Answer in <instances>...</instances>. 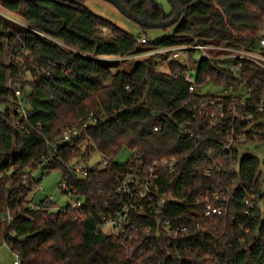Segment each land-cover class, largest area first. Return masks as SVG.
<instances>
[{
  "label": "trees",
  "instance_id": "trees-1",
  "mask_svg": "<svg viewBox=\"0 0 264 264\" xmlns=\"http://www.w3.org/2000/svg\"><path fill=\"white\" fill-rule=\"evenodd\" d=\"M85 1L0 0L4 11L23 21H9L0 12V104L5 105L0 109V212H9L13 218L10 223L5 220L2 242L20 254L22 264H264L260 207L264 192L258 159L244 153L240 158L235 151L236 169L206 176L204 169L221 154V148L210 132L197 142L176 125L175 120H185L184 106L207 99L191 95L184 78L174 76L184 66L171 60L168 69L162 70L155 56H146L123 68L117 59L105 58L139 55L193 43L196 38L258 49L264 0H178L183 9L180 22L162 28L165 36L148 37L152 42L145 44L138 42L142 36L94 15ZM120 1L154 22L173 17L172 8L166 12L157 0ZM102 29H108L109 35ZM24 50L29 56L19 67L16 59ZM198 70V82L206 86L240 83L259 89L264 84V74L249 65L238 74L202 60ZM28 72L33 80H21L20 74ZM10 80L20 81L23 89L29 87L28 117L21 124L16 122ZM89 113L101 118L98 125L72 146L59 144L53 152L49 142H57ZM153 113L166 118L163 121ZM157 124L160 129L155 131ZM254 130L257 141L264 142V125ZM123 149L131 151L130 160L115 162ZM95 154H100L101 161L91 165ZM50 155L54 158L49 166L39 167ZM173 155L178 167L164 171L159 183L161 192L176 200L167 201L155 215L138 218L132 240L105 233L100 217L117 203V176L132 160L147 166ZM73 159L84 161L88 176L81 178L68 169L67 162ZM229 162V158L223 161L226 167ZM37 168L44 170L43 176L61 170V182H67L76 197L87 203L82 219L74 218L76 210L70 203L49 212L46 199L36 204L28 199L40 182L34 178ZM206 197L221 207V215H203ZM167 220L187 230L175 239L167 237L163 230Z\"/></svg>",
  "mask_w": 264,
  "mask_h": 264
},
{
  "label": "built area",
  "instance_id": "built-area-1",
  "mask_svg": "<svg viewBox=\"0 0 264 264\" xmlns=\"http://www.w3.org/2000/svg\"><path fill=\"white\" fill-rule=\"evenodd\" d=\"M138 42L145 44L152 42L147 37L138 38ZM258 49L243 47L238 43L225 44L216 42H204L195 39L193 43L179 44L178 46L164 47L147 51L146 53L134 55L137 57L155 56L160 65L164 62L174 60L180 62L184 69L175 73L174 76H182L189 84V93L191 95H205L206 100L197 104L184 106L185 109L181 112V116L185 119L181 123L175 120L180 132L185 133L190 138L197 142H203L206 137V132H210L215 138L213 142L221 148V154L217 158L212 159L204 169V173L208 177L216 176L224 171H232L236 169L237 164L233 162L235 151H240L239 145L248 141H254L257 138V130L254 127L260 124L264 125V84L261 88L257 86H245L244 94L236 95L231 92L234 84L221 87L223 90L218 92H209L205 88V84L198 82V64L200 61H214L217 65L227 70H233L238 74L246 65L254 69H258L264 74V29L262 36L258 42ZM24 54L29 55L27 50ZM139 59V58H138ZM24 65V59L19 60V66ZM42 72H46L43 67ZM16 104V122L21 124L28 117V104L26 103L25 91L21 86H11ZM208 86V85H207ZM153 116L160 117L163 121L166 116H161L158 113H153ZM101 121L94 113H89L81 120L79 125L66 129L57 142L50 143L53 152L57 151L59 144H68L72 146L78 140L82 139L84 134L90 127L98 125ZM160 125H155L154 130L158 131ZM252 131H254L252 133ZM252 138V139H251ZM213 154V150H211ZM54 158L50 155L43 159L39 164L41 166H49L50 160ZM230 159L229 166L223 161ZM61 161H63L60 158ZM106 161L101 163L102 166ZM178 158L176 156H165L164 158L155 159L149 165L143 166L136 164L132 160L125 172L120 173L116 178L115 192L118 195L117 203L111 210L101 214L100 224L102 230L115 238L122 240H132L134 231L137 230V219L142 216L155 215L160 212L161 208L167 201H175L172 196L165 195L161 192L160 179L164 171H176ZM68 169L75 175L83 178L89 175V168L83 160L73 159L67 162ZM60 186L66 195H69L70 200L75 195V191L67 185V182H61ZM216 198L217 192L213 193ZM77 198V197H76ZM49 205L46 209L51 212L55 208L53 197L46 199ZM71 207L76 210L75 219H82L83 212L87 207V203L83 199L72 201ZM250 202H248L249 204ZM253 205L252 203L249 206ZM33 207L39 208L34 205ZM62 209V208H60ZM222 209L218 205L215 206L207 197L203 209V215L207 217L221 215ZM4 220L9 223L13 222V218L6 213ZM159 224V222H158ZM163 230L167 237L177 238L182 232L187 230L186 226L171 225V221L167 220L163 223ZM10 249V247L4 243ZM11 250V249H10ZM12 252V251H11ZM14 254L13 264H22L21 256L18 253Z\"/></svg>",
  "mask_w": 264,
  "mask_h": 264
},
{
  "label": "rangeland",
  "instance_id": "rangeland-1",
  "mask_svg": "<svg viewBox=\"0 0 264 264\" xmlns=\"http://www.w3.org/2000/svg\"><path fill=\"white\" fill-rule=\"evenodd\" d=\"M86 7L90 12H92L94 15L100 16L101 18H104L107 22L113 23L120 27L122 30L129 32L135 36H142V37H149L151 40L155 39H161L163 36L166 35L165 30L160 29H145L143 30L136 22H134L130 18H126L119 10L118 8L110 2H107L105 0H86ZM159 4H162L166 12L171 11V4L169 0H157ZM0 12L4 18H6L9 21L16 22L18 24H22V19L16 15V14H10L6 11H4L0 7ZM104 35H109L108 29H102L101 31ZM29 55L24 54V51L21 53V56L18 57L16 60L19 62V60L24 59V63L26 60V57ZM109 60H115L121 62V67L128 68L127 66L131 63H133L136 59H142L146 57H137L136 56H129V57H105ZM11 58H8V61H10ZM168 62H164L163 65H160V69H168L167 66ZM19 66V64H18ZM21 67V66H19ZM238 73V72H236ZM21 80H33V77L31 73H26V76L24 74H20ZM11 81V80H10ZM9 81V82H10ZM11 86H22L20 81L11 82ZM29 87H25L24 90L28 91ZM207 91L213 93L223 90L221 87H216L212 85L205 86ZM245 86H242L240 84H234L231 88V92L236 95H242L244 94ZM0 109H5V105L0 104ZM258 139L254 141H248L242 145H239L240 153L239 157L244 154H250L253 155L258 159V161L261 163V180L263 182V192H264V142L257 141ZM131 158V151L128 149H123L122 152L116 157L115 162L117 163H126ZM81 160V159H80ZM101 161L100 154H95L92 157L91 165ZM44 170L41 168H37L34 171V178L39 180L40 182L37 184V187L34 188L33 192H31L28 196V199L32 201L33 204H36L40 202L43 199L50 198V196L53 197V201L55 202V208L54 210H59L60 208H65L69 203H73L72 201H75L77 198L74 196L70 200L69 195L65 194L63 192L62 187L60 186V182L62 180V173L59 169H53L49 171V173H46L45 176H43ZM252 201L250 200L251 204ZM260 207L262 211H264V200L261 201ZM6 213L5 211L0 212V219L1 217H5ZM4 222L2 225H0V239H1V232L4 228V224H7V221L3 220ZM2 244V245H1ZM0 244V264H13L14 254H12L11 250L5 247L3 244Z\"/></svg>",
  "mask_w": 264,
  "mask_h": 264
},
{
  "label": "water",
  "instance_id": "water-1",
  "mask_svg": "<svg viewBox=\"0 0 264 264\" xmlns=\"http://www.w3.org/2000/svg\"><path fill=\"white\" fill-rule=\"evenodd\" d=\"M105 1L113 3L126 18H130L134 22H136L139 26L144 28L146 27L148 29H162V28L171 27L178 24V22H180L182 18L181 15L183 9L178 0H169L171 4V8L173 10V15H172L173 17L161 22H154L147 18L139 17L138 15L134 14L129 8H127L120 0H105Z\"/></svg>",
  "mask_w": 264,
  "mask_h": 264
},
{
  "label": "crops",
  "instance_id": "crops-1",
  "mask_svg": "<svg viewBox=\"0 0 264 264\" xmlns=\"http://www.w3.org/2000/svg\"><path fill=\"white\" fill-rule=\"evenodd\" d=\"M2 241H3V237H1V239H0V244L3 243ZM1 245H2V244H1ZM3 245H4V244H3ZM4 246H5V245H4ZM5 247H6V246H5Z\"/></svg>",
  "mask_w": 264,
  "mask_h": 264
}]
</instances>
